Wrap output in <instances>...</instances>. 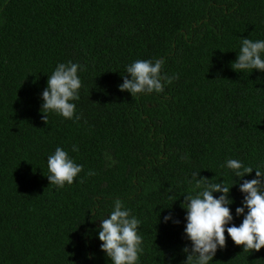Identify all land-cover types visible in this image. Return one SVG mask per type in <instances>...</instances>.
<instances>
[{
	"label": "trees",
	"instance_id": "16d2710c",
	"mask_svg": "<svg viewBox=\"0 0 264 264\" xmlns=\"http://www.w3.org/2000/svg\"><path fill=\"white\" fill-rule=\"evenodd\" d=\"M242 37L264 39V0H0V264H111L97 230L116 199L141 221L139 264H181L192 173L232 187L227 160L264 167V73L231 67ZM137 59L176 78L133 97L119 85ZM68 61L78 119L46 121L41 93ZM57 147L84 166L64 188L46 177ZM211 264H264V248L228 238Z\"/></svg>",
	"mask_w": 264,
	"mask_h": 264
},
{
	"label": "clouds",
	"instance_id": "9594fccd",
	"mask_svg": "<svg viewBox=\"0 0 264 264\" xmlns=\"http://www.w3.org/2000/svg\"><path fill=\"white\" fill-rule=\"evenodd\" d=\"M231 67L237 73H264V39L242 37L237 57ZM81 70L79 63L61 62L49 75L47 86L41 93V111L45 114L46 121L49 112L65 119H78L75 101L80 98L82 80L78 73ZM126 72V75H122L124 82L119 88L121 91L130 92L133 97L153 91L161 92L165 83L171 84L176 78L162 74L160 60L153 62L151 59H137L126 66ZM72 151H79L78 146L73 145ZM83 167L63 147H57L47 158L46 177L50 185L64 188L66 184L70 185L75 181ZM226 167L232 170L235 177L242 178L240 180L243 182L237 183L243 194L242 206L236 207L233 215L231 206L234 199L231 191L237 184L229 187L224 177L218 182H209L210 179L193 172L188 183L194 182L195 194L190 192L182 195L181 208L185 210L183 231L188 243L182 249L185 259L181 264H211L217 252L227 246L228 238L236 245L243 246V251L258 252L264 248V167L257 165L254 169L245 166L238 159L227 160ZM254 170L255 178L244 179ZM88 175H94V172L90 171ZM239 217L243 219L237 225L235 221ZM170 221L181 223L171 212L163 217L164 223ZM140 225L141 221L131 214L123 201L116 199L113 202L110 214L101 219L97 230L98 238L102 242L100 248L111 264H139L140 255L143 253Z\"/></svg>",
	"mask_w": 264,
	"mask_h": 264
}]
</instances>
